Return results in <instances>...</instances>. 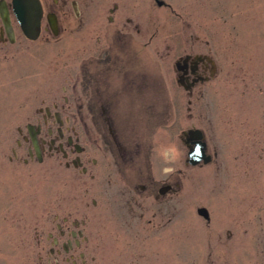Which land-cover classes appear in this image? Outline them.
<instances>
[{
	"label": "rangeland",
	"instance_id": "obj_1",
	"mask_svg": "<svg viewBox=\"0 0 264 264\" xmlns=\"http://www.w3.org/2000/svg\"><path fill=\"white\" fill-rule=\"evenodd\" d=\"M137 1L141 4L137 8L144 11L149 1ZM164 1L169 8L159 9L151 4L149 11L154 34L152 74L153 70L157 73L152 77L159 75L157 65L162 63V145L176 143L181 156L186 154L179 133L192 123L198 124L218 146L215 163L221 166L220 171H214L215 164L184 169L181 191L161 198V221L159 216L152 219L158 208L154 211L152 206L143 219L137 213L139 208L133 206L137 215L129 218L132 227L115 226L114 234H104L101 253L95 260L86 262L264 264V0ZM177 1L194 6V20L180 18L182 10ZM182 21L193 22V27L199 30L193 51L207 54L215 61L212 80L194 90L203 91L201 99L187 96L176 82L175 62L179 55L190 50L186 44L191 41V36L182 40ZM68 41V50H63L62 45L61 48L23 45L18 56L22 63L8 60L2 69L4 74L0 73V248L3 252L10 251L8 239L12 251H18L16 242L23 236L19 230L24 220L46 219L43 209L47 202L42 196L50 188L47 157L41 164L30 160L25 166L15 161L10 163L7 156L11 149H16V140L27 135V124L37 125L51 101L62 102L61 87L70 80H64L67 69L74 77L75 67L82 58L74 48L73 39ZM34 61L42 63L37 66ZM150 101L153 109L161 106L157 97L156 101L154 98ZM209 117L211 126L207 123ZM138 125L146 135L148 121L143 115ZM154 137L158 139V135ZM213 146L209 143L211 153ZM24 151L25 147L20 150ZM181 161L182 157L172 166L177 170L182 167ZM174 177L175 173L162 175V184L176 185ZM12 193L32 194L30 211L22 206H7L10 208L5 209V231L2 205L16 203L8 199ZM200 208L207 210L208 219L198 214ZM103 209L106 220L116 219L113 212L117 209L113 206ZM146 219L153 220L149 226L144 224ZM0 262L46 264L23 257H6Z\"/></svg>",
	"mask_w": 264,
	"mask_h": 264
},
{
	"label": "flooded vegetation",
	"instance_id": "obj_2",
	"mask_svg": "<svg viewBox=\"0 0 264 264\" xmlns=\"http://www.w3.org/2000/svg\"><path fill=\"white\" fill-rule=\"evenodd\" d=\"M148 1L142 11L137 8L141 7L137 0H40L39 29L31 39L13 13L12 0H0V10L7 11L11 26L7 31L0 13L1 74L8 60L22 63L18 56L26 44H36V48L37 44L59 48L62 45L63 50H68V40L73 39L74 48L82 57L74 77L69 74L70 69L65 71L64 80H70L61 87L62 102L51 101L43 109L40 124L32 125L35 143L27 129L31 124H27V135L16 140V149H11L7 156L10 163L15 161L25 166L30 160L41 164L47 157L50 188L42 196L47 202L43 209L46 219L24 220L23 225L18 220L20 234L23 233L16 242L18 251H12L6 238L10 251L3 252L0 248V260L23 257L46 264L61 261L87 264V260H95L101 253L104 234H114L115 226L132 227L129 218L137 215L133 206L139 208L137 213L143 219L152 206L154 211L158 208L152 219L159 216L161 221V198L181 191L184 169L215 164L214 171H220L221 166L215 163L219 155L215 140L206 136L203 127L192 123L178 136L187 151L180 156L183 168L175 171L176 185L162 184V160L156 153L162 145V63L157 65L159 75L152 77L156 72L153 70L152 74L154 34L149 11L151 4L159 9L169 5L164 0ZM178 5L183 13L180 18L195 19L193 5ZM181 23L182 40L191 36V41L186 44L190 50L179 55L175 62L176 82L187 96L201 99L203 91L194 90L212 80L215 61L207 54L193 51L199 30L193 27V22ZM159 57L162 59V54ZM34 63L39 66L42 62ZM156 97L161 106L153 109L150 99L156 101ZM125 115L129 118H124ZM141 115L148 121L146 135L138 128ZM207 123L213 125L210 117ZM196 130L199 139L189 134ZM200 141L205 144L203 154L189 159V153ZM209 143L216 149L212 153ZM24 147V153L20 152ZM31 196L9 194L8 199L16 203L2 205L3 225L7 221L5 209L22 206L30 211ZM107 206L117 209L118 214H113L119 223L116 219L106 220L103 207ZM152 219L143 220L144 224L149 226Z\"/></svg>",
	"mask_w": 264,
	"mask_h": 264
},
{
	"label": "water",
	"instance_id": "obj_3",
	"mask_svg": "<svg viewBox=\"0 0 264 264\" xmlns=\"http://www.w3.org/2000/svg\"><path fill=\"white\" fill-rule=\"evenodd\" d=\"M13 8H14V13L17 17L18 22L20 23L24 33L29 37V38H35L39 29V21L42 15V9L40 6L39 0H13ZM3 23L5 27L7 28V31L10 30V23H9V18L8 14L4 10H0ZM32 128L28 126V131L30 133L31 139L35 143V134L31 130ZM199 131L195 132H189L191 137L194 138H200L198 135ZM201 145V153L204 150V144H199ZM164 191H162L163 193ZM198 214L203 216L205 219H208V212L204 208L198 209Z\"/></svg>",
	"mask_w": 264,
	"mask_h": 264
},
{
	"label": "clouds",
	"instance_id": "obj_4",
	"mask_svg": "<svg viewBox=\"0 0 264 264\" xmlns=\"http://www.w3.org/2000/svg\"><path fill=\"white\" fill-rule=\"evenodd\" d=\"M156 153L159 158L163 161L164 167L161 169V174L163 176H169L174 174L176 169L174 165L181 156V152L176 143H171L168 145H159L156 149ZM201 153V145L196 144L194 146L193 152L189 154V159H194Z\"/></svg>",
	"mask_w": 264,
	"mask_h": 264
}]
</instances>
